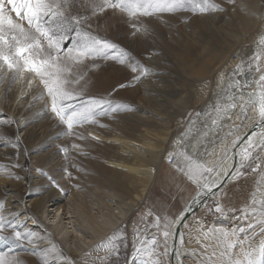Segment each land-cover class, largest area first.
I'll use <instances>...</instances> for the list:
<instances>
[{
    "label": "rangeland",
    "instance_id": "1",
    "mask_svg": "<svg viewBox=\"0 0 264 264\" xmlns=\"http://www.w3.org/2000/svg\"><path fill=\"white\" fill-rule=\"evenodd\" d=\"M212 2L224 11L203 14L181 11L159 18H141L138 23L148 29L146 33L134 34L127 17L111 10L89 21L92 24L89 31L127 50L135 61L150 70V74L136 81L134 77L140 73L131 72L129 67L113 61H96L99 68L89 71L86 81L82 82L86 84L85 96L107 97L134 110L101 116L98 124L74 129L75 133L87 137L84 140L66 135L65 127L52 119L50 112L43 114L45 101L33 99L40 91L38 86L34 85L28 91L23 108L16 111L13 101L17 84L10 90L7 83L0 86V120L14 121L11 126H0V132L8 137L19 136L18 152L11 146H0V165L18 163L21 166L10 168L21 177L19 180L7 179L0 174V200L6 202L5 215L9 219L13 218L11 214H18L16 223L21 231L35 234V244L21 242L20 247L14 248L15 258L21 264H42L45 254L48 264H69V261L73 264H132L134 228L150 225L156 216L161 220L171 216L165 210L174 209L187 195V187L173 182L168 170L183 164L180 153L195 145L198 154V149L204 148L202 161H218L226 147L231 149L233 139L243 137L256 124L255 113L249 111L248 119L233 115L231 119L209 127L216 116L214 106L226 102L223 95L229 91L226 88L228 74L241 62L250 64L253 54L259 51V38L264 36V0H235L234 4L228 0ZM74 11L90 15L87 10ZM244 71L245 78L257 75L247 69ZM121 84L128 86L120 88ZM208 130L210 134L205 137L202 133ZM92 136L98 139L93 140ZM119 140L145 148V153L138 155L128 151L123 143L117 142ZM12 142L16 143L14 139ZM73 144L80 147L73 148ZM169 154H172V163H169V157L167 163L162 162L161 159ZM253 156H258L253 166L255 163L264 166V151L257 147ZM110 162L148 170L152 173V182L147 192L135 202L129 216L101 241L120 230L125 246L120 250L118 262L115 257L105 259L107 253L98 248L101 243H94L75 257L61 242L57 230L48 225L50 211L56 207L69 211L77 232L94 240L85 232L87 228L83 223L85 216L90 214L89 205L96 203L97 211L102 212L105 204L111 202L108 193L114 195L113 203L121 205L139 195L143 185V180L135 173L112 167ZM242 171L246 175L232 180L231 193L222 200L216 194L210 196L184 222L191 227L181 228L184 242L183 245L179 243L178 248L183 264H201L206 252L202 245L209 246L207 252L213 250L214 241L204 240L195 224L197 219L201 220L205 231L214 226L208 223L216 215L212 211L213 201L219 202L232 220L237 221L229 230L244 227L245 239H259L258 233L264 229L260 224V194L264 185L258 189L257 181L264 173H253L250 168ZM52 181L63 191L53 187ZM190 186L196 189L195 195L196 185ZM254 193L255 205L251 203ZM242 210L249 214L255 210L256 215L248 221L241 220ZM94 225L96 230L102 228L97 226L95 219ZM154 233L155 229H150L147 234L152 236ZM3 235L11 237V232ZM158 250L162 251V246ZM8 252V244L0 241V253ZM161 260L171 264L169 254ZM135 264H139L138 259Z\"/></svg>",
    "mask_w": 264,
    "mask_h": 264
},
{
    "label": "snow or ice",
    "instance_id": "2",
    "mask_svg": "<svg viewBox=\"0 0 264 264\" xmlns=\"http://www.w3.org/2000/svg\"><path fill=\"white\" fill-rule=\"evenodd\" d=\"M228 2L234 4L235 0ZM74 9L90 11V15L81 14ZM109 10L114 14L126 16L134 34L148 31L138 23L141 18H159L164 14L174 15L181 11H191L193 14L224 11L212 0H0V86L7 83L10 90L12 85L24 84L22 95H26L27 90H31L34 85L38 86L40 91L33 99L45 101L43 114L50 112L52 119L65 127L66 135H75L80 140L87 137L75 133L74 129L83 128L87 124H98V117L101 116L134 110L107 97L85 96L86 84L82 82L86 81L89 71L99 68L96 61H113L127 66L131 72L140 73L134 77L136 81L150 74V70L135 61L127 50L88 30L92 28L89 23L92 18ZM258 46L259 51L253 54L250 64L241 62L228 74L226 88L229 91L223 95L226 102H218L214 106L216 116L209 127L216 126L218 121L231 119L233 115L248 119L249 111H253L255 127L262 131L254 130L246 138L236 137L232 140L230 147L233 150L244 144L238 152L232 153L233 156L239 157L240 162L236 167L228 163L227 147L218 161H202L195 145L191 153L186 150L180 153L183 164H178L176 171L196 185V196L175 218L165 217L162 223L161 217L156 216L150 225L134 228L132 264H135L137 259L139 264H164L161 257L169 254V240L177 236L174 229L191 227L184 222L192 210V204L198 203L205 194L215 195L214 189H219L227 179L235 181L241 175H246L242 171L244 168H250L253 173H264V166L260 163L253 166V161L258 159V156H253L254 150L258 147L264 151V36L259 38ZM89 61L92 63H87ZM244 69L257 75L250 80L242 79L246 76ZM127 86L119 85L120 88ZM13 123L10 119L0 120V126L4 127ZM13 139L16 143L12 142ZM92 139L98 138L92 136ZM0 146H11L18 152L19 136L8 137L0 132ZM72 147L80 146L73 144ZM169 163H172V154H169ZM20 167L18 163L10 166L0 165V174L5 175L7 179L19 180L21 177L10 171V168ZM262 185L264 177L257 181V188L260 189ZM52 186L63 191L55 181H52ZM260 197V224L264 226V191ZM251 203L256 204L255 193ZM5 208L6 202L0 200V241L9 246L7 254L0 253V264H21L15 258L14 248L20 247L21 242L35 244V234L21 231L16 223L18 214H11L13 218L9 219L5 215ZM212 211L220 219L229 218L226 209L219 202L213 205ZM255 215V210L251 214L242 210L239 219L248 221ZM195 224L204 240L214 241L211 252H207L208 245H202L206 252L201 264H264V229L258 233L259 239H245L244 227L229 230L213 226L205 231L201 220L197 219ZM150 229H155L152 236L147 234ZM9 231L11 237L3 235ZM237 232L240 233L239 236ZM123 239V234L117 229L98 246L107 253L106 260L115 257L116 261H119L120 250L125 246ZM178 242L183 245L182 233L179 234ZM161 246L163 250L159 251ZM54 250L53 246L52 251ZM174 252L177 264H182L180 252L175 249ZM42 264H48L47 254L43 257Z\"/></svg>",
    "mask_w": 264,
    "mask_h": 264
},
{
    "label": "bare ground",
    "instance_id": "3",
    "mask_svg": "<svg viewBox=\"0 0 264 264\" xmlns=\"http://www.w3.org/2000/svg\"><path fill=\"white\" fill-rule=\"evenodd\" d=\"M198 72H199V70H198ZM245 77H247V76H245ZM245 77L243 79H249L250 80V78H245ZM24 90H25L24 84H17V89H15L14 101H13L14 111H16L20 108H23L22 107L23 99L25 97H28V91H29V90H27L26 95H22L21 93ZM99 90H101V89H99ZM102 90H105V89H102ZM255 131L260 132L262 130L256 128ZM202 134L206 137V135L210 134V130H208L207 132L204 131ZM117 142L123 143V145L128 149V151H130V150H131V152L135 151L138 155H143L145 153V151H144L145 148L142 149L140 146L133 145L132 143H128L125 140H119ZM242 147H244V144H242L241 146H238L237 148L240 149ZM201 148L202 147H200V150L198 149V151H200L199 152L200 159L203 158V156H204L203 154L205 153L203 151L204 148H202V149ZM186 151L191 153L193 151V148H186ZM232 151H233V149H230L229 154H228V163L230 165H232V157H233ZM152 154H154V153H152ZM168 157L169 156L166 155L164 159H161L162 162L167 163ZM155 158L157 159V155ZM234 159L235 160L233 161V163H234L233 167H236L239 165V162H240L239 157L237 156ZM110 165L112 167H117L120 169L127 170L129 172L135 173L140 180H143V185L140 189L139 195H135L131 200L125 201L121 205H117V204L113 203V201H115V200L113 199L114 195L111 193L107 194V196L111 199V200L109 199L111 202L105 204V206L103 208L104 210L102 212L97 211V210H99L98 209L99 207L96 206V203H91L89 205L90 214L85 216L83 223H84L85 228H87V229H85V230H87L85 232L86 233L88 232V234H90L94 240H90V239L82 236L81 233L77 232V230L75 229V226L73 225V221H71V214L69 211L65 212L62 207H58V208L56 207L55 210L50 211L51 217L48 220V225L53 230H57V236L60 238L61 242L67 247L68 252L70 254L74 255L75 257H78L76 255H82L83 250L84 249L86 250L87 248L92 247V245L94 243L96 245L101 243V241L104 239V237L109 235L111 232L115 231L116 228L129 216L130 210L135 205V202H138L140 200L141 196L147 192V190L149 189V185L152 182V173L148 170L134 169L133 167L126 165V164H123V163L110 162ZM212 195L213 194H210V193L205 194V195L201 196V199L205 198L206 196H208V199H209V197ZM193 198L191 199L189 204L192 203ZM65 219H68V220L64 221ZM94 219L97 223V226L102 227V228H99L98 230H96L95 225H94ZM174 231H176V229H174ZM178 241H179V235L178 234L175 237V239L169 240V256H170V260H171L170 263L171 264H177L174 249L179 251V248H178L179 242ZM180 259H181V257H180ZM69 264H73V262L69 261Z\"/></svg>",
    "mask_w": 264,
    "mask_h": 264
},
{
    "label": "crops",
    "instance_id": "4",
    "mask_svg": "<svg viewBox=\"0 0 264 264\" xmlns=\"http://www.w3.org/2000/svg\"><path fill=\"white\" fill-rule=\"evenodd\" d=\"M169 166V165H168ZM171 167V166H170ZM169 168V167H168ZM176 168H174V167H171V170L170 169H168L169 171H171V177H172V181L173 182H177V183H179V184H181L183 187H187V195L186 196H184L183 197V201L180 203V204H176L175 205V207H174V209L173 208H168L167 210H165V212H166V214L168 213V215H171V216H169V217H167V218H169V219H172V218H175L176 217V215L178 214V213H180L184 208H186V206H187V204H188V202L189 201H191L190 199L192 198V196L194 195V193H195V190L194 189H192L191 188V186H190V184H192L190 181H188L185 177H183V176H181V175H179L177 172H176V170H175ZM233 185H232V180L231 179H229L225 184H223L218 190H217V192L215 193L216 194V196H219V198H221V200H222V198L223 197H225L227 194H229V193H231L233 190ZM196 195V194H195ZM194 195V196H195ZM193 196V197H194ZM190 203V202H189ZM200 208V207H199ZM198 208V209H199ZM166 209V208H165ZM198 209L195 211V212H197L198 211ZM194 212V213H195ZM193 213V214H194ZM193 214H191L190 216H189V218L193 215ZM188 218V219H189ZM164 219V217H162V220ZM187 219V220H188ZM161 220V221H162Z\"/></svg>",
    "mask_w": 264,
    "mask_h": 264
},
{
    "label": "water",
    "instance_id": "5",
    "mask_svg": "<svg viewBox=\"0 0 264 264\" xmlns=\"http://www.w3.org/2000/svg\"><path fill=\"white\" fill-rule=\"evenodd\" d=\"M256 125V124H255ZM255 125H253L251 128H250V130L242 137V138H246L247 137V135H249L252 131H254L255 129H256V127H255ZM243 144V143H242ZM241 144V145H242ZM241 145H239V146H241ZM240 149L239 148H237V149H235V150H233V151H236V152H238ZM233 151H232V153H233ZM237 156H233L232 157V165L231 166H233V161L235 160L234 158H236ZM229 179H227V181H228ZM217 190L218 189H214V192L216 193L217 192ZM208 200V196H206L205 198H200L199 199V201H198V203H195V204H192V210H191V212H189L188 213V215H187V218L185 219V221L189 218V216L191 215V214H193L200 206H202L206 201ZM182 228V227H181ZM181 228H179L178 230H176L177 231V234L179 235L180 233H181Z\"/></svg>",
    "mask_w": 264,
    "mask_h": 264
},
{
    "label": "built area",
    "instance_id": "6",
    "mask_svg": "<svg viewBox=\"0 0 264 264\" xmlns=\"http://www.w3.org/2000/svg\"><path fill=\"white\" fill-rule=\"evenodd\" d=\"M213 202L216 203L217 201H213ZM228 217H229L228 219H220V218H218L217 215H215L214 217L211 218V221H210V219L208 220V223L210 225V222H211V225L230 229L233 226V224L237 221L234 222L229 215H228ZM206 225H208V224H206Z\"/></svg>",
    "mask_w": 264,
    "mask_h": 264
}]
</instances>
